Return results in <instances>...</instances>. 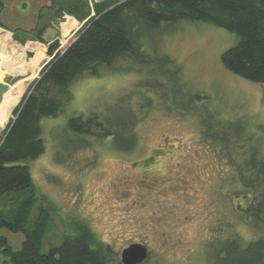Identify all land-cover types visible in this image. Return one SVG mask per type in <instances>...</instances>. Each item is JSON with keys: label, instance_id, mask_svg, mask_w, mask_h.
I'll return each instance as SVG.
<instances>
[{"label": "rangeland", "instance_id": "rangeland-1", "mask_svg": "<svg viewBox=\"0 0 264 264\" xmlns=\"http://www.w3.org/2000/svg\"><path fill=\"white\" fill-rule=\"evenodd\" d=\"M83 2L1 0L0 27L14 37L10 40L5 32L4 41L0 39V82L14 70L23 76L9 85L23 87L18 102L49 59L45 56L29 70L26 64L40 51L36 49L45 51L56 37L62 43L59 51L68 46L82 25L75 29L77 18L70 13H81ZM86 2L93 14L97 1ZM141 31L139 54L102 64L98 74L80 76L59 114L41 118L45 147L29 163L37 197L29 224L42 206L50 209L43 253L82 223L108 248L107 264H123L121 251L132 242L148 248L140 264H210L221 241L238 237L248 242L264 233V224L254 227L242 220L238 204H248L243 198L248 189L235 169L245 157L241 142L244 148L252 141L260 144L264 153V83L243 79L222 65V52L238 40L233 32L185 18ZM191 94L203 98L189 101ZM117 104L139 116L131 151L116 149L111 136L79 135L67 128L74 115L103 119L111 112L120 114L124 110ZM189 104L191 110H184ZM2 105L0 144L15 107L8 113ZM236 120L243 125L241 142L233 129L222 126ZM209 125V130L226 135L223 143L204 134ZM248 135L252 140L247 142ZM155 149H161V155L156 156ZM151 155L148 167L134 166ZM22 195L1 194L0 210H9L10 200ZM0 236L18 250L24 233L2 227Z\"/></svg>", "mask_w": 264, "mask_h": 264}, {"label": "trees", "instance_id": "trees-1", "mask_svg": "<svg viewBox=\"0 0 264 264\" xmlns=\"http://www.w3.org/2000/svg\"><path fill=\"white\" fill-rule=\"evenodd\" d=\"M83 6L81 13H70L82 21L74 38L47 60L39 77L15 105L14 118L5 127L6 135L0 144V195L8 191L23 195L10 200L9 210H0V228L23 232L24 238L21 247L13 250L6 238L0 236V264H107L108 248L97 243L90 227L82 223L74 225L75 233L65 236L59 245L48 252L40 251L51 219L50 209L42 206L36 220L29 224L37 199L29 163L44 151L41 118L59 114L61 106L72 97L71 84L80 76L98 74L102 64L111 65L117 58L139 54L138 37L144 26L155 27L163 21L185 18L233 32L238 40L222 52V65L243 79L264 83V0H103L93 2V14L89 13L86 0ZM137 58L146 61L141 56ZM189 97L187 100H201L203 95ZM116 106L124 111L111 112L103 119L94 114L86 118L74 115L67 121V128L79 135L111 136L116 149L131 151L136 144L134 125L139 116L129 106ZM188 106L184 110L190 111ZM93 126L98 131H93ZM222 126L233 129L240 141L241 121H225ZM210 127L204 134L223 143L226 135L213 132ZM245 140L251 141L252 135ZM252 142L247 148L243 147L245 143L239 144L245 157L235 164L236 175L248 189L243 198L249 201L245 207L238 204V209L242 220L260 227L264 224V153L260 144ZM161 151L155 149L156 156ZM213 252L210 264H264V233L248 242L238 237L223 240Z\"/></svg>", "mask_w": 264, "mask_h": 264}, {"label": "water", "instance_id": "water-1", "mask_svg": "<svg viewBox=\"0 0 264 264\" xmlns=\"http://www.w3.org/2000/svg\"><path fill=\"white\" fill-rule=\"evenodd\" d=\"M97 2L103 0H96ZM3 30L0 28V31ZM62 43L60 42V37L52 39L47 45L45 53L49 56L48 59L52 58ZM29 74V72H27ZM23 76L20 74H5L3 80L0 82V102L2 101V96L4 92L8 89L9 84H13L14 81L21 79ZM2 142V141H1ZM148 255V248L141 243L132 242L128 246L124 247L121 251L120 259L123 264H140L146 260Z\"/></svg>", "mask_w": 264, "mask_h": 264}, {"label": "bare ground", "instance_id": "bare-ground-1", "mask_svg": "<svg viewBox=\"0 0 264 264\" xmlns=\"http://www.w3.org/2000/svg\"><path fill=\"white\" fill-rule=\"evenodd\" d=\"M5 36H6L5 30H1L0 31V39L4 41ZM44 53L37 51L35 57L30 59L29 64L27 63L28 65L26 64L27 67L25 69H28V67H31V66H34L37 68L39 66V62L41 61V59H43L45 56H48L46 53L45 54ZM14 71H16L15 74L18 73L17 70H14ZM13 74H14V72H13ZM9 85L7 87L8 89L4 92V94L2 96V101H1L3 103L2 107H4L8 113L11 112L12 108L18 102L19 96L22 95V90H23V87L21 85L16 87L15 89L13 88L12 85L11 86H9ZM19 90H21V91H19Z\"/></svg>", "mask_w": 264, "mask_h": 264}, {"label": "flooded vegetation", "instance_id": "flooded-vegetation-1", "mask_svg": "<svg viewBox=\"0 0 264 264\" xmlns=\"http://www.w3.org/2000/svg\"><path fill=\"white\" fill-rule=\"evenodd\" d=\"M155 153V152H154ZM151 157H153V155H151L149 158H144V159H141L139 162H140V166L138 167L135 163V167H137V169H140V168H145V167H148L151 163ZM155 158V157H154ZM146 171V170H144Z\"/></svg>", "mask_w": 264, "mask_h": 264}, {"label": "crops", "instance_id": "crops-1", "mask_svg": "<svg viewBox=\"0 0 264 264\" xmlns=\"http://www.w3.org/2000/svg\"><path fill=\"white\" fill-rule=\"evenodd\" d=\"M73 19H75V18H73ZM75 20H76V22H77V27H75V29H77L78 26L82 23V21H79V20H77V19H75ZM84 20H85V19H84ZM0 28H2L3 30H5V32L10 33V40H11V36L14 37V34H12L9 30H7V29H5V28H3V27H0ZM2 42H3V41H2ZM37 50H40L41 52H45L44 50L42 51V49H40V48L36 49V51H37Z\"/></svg>", "mask_w": 264, "mask_h": 264}]
</instances>
